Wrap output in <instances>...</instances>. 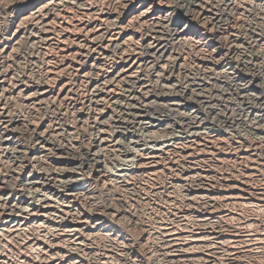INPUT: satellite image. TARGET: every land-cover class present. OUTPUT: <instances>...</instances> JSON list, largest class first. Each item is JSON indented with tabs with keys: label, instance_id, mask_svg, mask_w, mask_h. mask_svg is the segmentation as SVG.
Returning a JSON list of instances; mask_svg holds the SVG:
<instances>
[{
	"label": "bare ground",
	"instance_id": "bare-ground-1",
	"mask_svg": "<svg viewBox=\"0 0 264 264\" xmlns=\"http://www.w3.org/2000/svg\"><path fill=\"white\" fill-rule=\"evenodd\" d=\"M117 1L122 2L124 6H129L130 11L128 16L125 17L126 19L122 17L112 19V16L108 20L99 18L96 11L91 12L90 8L82 9V7L81 11L77 10L79 12L75 13L77 15L70 16L72 8L74 6H83L84 0H22L21 2L18 0L16 1L17 3H14L15 5L10 7L11 23L6 28L0 27V63L2 64L8 62L7 55H11L9 53L21 41L20 37L23 35L20 34L27 27L32 31V33L28 34L29 40L31 39L39 44L42 42L46 49L54 47V51L56 50L61 54L59 57L63 60L61 59L59 67H57V64L54 70H51L53 68L46 69V82L43 85L38 83L26 84L21 80L12 84L11 87L14 92L20 94L23 97L22 99L32 103V105L41 106L40 104L45 100H57L63 94H66V98H68V93L72 92V87L68 79L64 78L63 72H65V69H72V66L68 68L69 57H75L76 55L79 57L78 62L80 65L78 66L80 67L77 69L73 68L72 74H74V79L79 83L76 90H78L77 102L80 108L72 112V116L74 114V126H67L66 133L71 136L75 134L76 129L78 130V128L87 125L93 134L92 139L87 140L90 141L89 146L86 147L85 145L83 146L85 148L76 149L75 151L70 144V140L66 139L67 142H70L69 144H64L61 140V144H56L54 139H50V137L48 138L50 140L42 137L37 138L36 152L32 150L34 152L32 159L35 164L29 170L30 166L22 159L23 153L26 151L23 150L17 138L22 128L21 123L18 119L14 120L13 123H9L7 116L4 114V104L0 101V160H5L3 164L7 163L5 174L0 175V264H38V261L41 260V253L44 255L43 258L46 259V264H51L53 262L51 261L52 259L58 260L57 263L55 262L56 264H89V261L83 257L65 256L63 255L65 252L54 250L53 247H49V249L47 247V250H42V246L38 247V232L42 231V234L52 235L56 239H63L75 247L85 246L87 243L90 245L96 240L106 239H114L121 244L122 242L116 240L120 238L119 232L121 231L118 223L130 217L134 219L133 216H130L131 214L128 215V211L131 210L128 209L127 202L120 203V208L118 209V206L114 209L115 206L113 208V205L111 206L107 203L105 208L102 206V208H99L98 205L101 204L96 205L97 203L95 204L92 201V198L96 195L93 187L99 184L101 187H109L115 191L122 189L126 192L135 188L133 185L134 180L144 181L145 183L146 179H149L148 183H150L151 179L153 182H157V179L161 177L165 179L163 182L159 184L152 183L153 185L149 186L150 188L148 189L146 186L143 188V190H146V195H148V197L143 196L145 197L144 202L151 205L148 209H152L154 213L151 219L149 217L150 222L152 220L153 223L145 227L141 232V236L144 238V240H141L144 241L141 247L143 245L145 246L143 248L148 247L152 256H158V264H206L202 263L203 260L200 258L202 251L209 255V258L204 260L207 264H237L243 255H247L250 252H258L261 248H264L262 247L264 245V227H257V216L253 218L252 215V213L257 215V213L264 211V186L256 187L250 182L251 180L254 181L253 178L258 173L257 167L259 166L250 163H252V160L254 162L261 161L259 159L261 158L259 150L264 145V106L260 104L259 97L252 95V92L258 91L257 84L253 85V83L261 79H258L253 74L254 76L249 75L248 80H240L243 86L240 90L247 92L250 97L247 100L249 105L245 109V114L239 116L238 120L228 116L225 119L223 116L218 121L216 128L214 122L211 121L213 118L207 120L204 114L205 111H202V108L208 109L205 113L212 111L215 108V104H210L211 100L210 97H207V94L199 97V99L197 98L198 92L201 93L203 89L210 85L208 84L209 77L207 75H203V73V79L197 78V73L186 70L183 67L185 64L183 65L182 61L185 59L180 60L179 57L173 56L174 60H172V63L169 64V59L167 64L170 65L169 68L177 67V74L173 76L172 73V75L165 76L166 78L162 81L160 80V75L168 59L164 56L167 53V48H164L166 46L163 45L164 37L175 36L176 42L181 45L184 42H192L199 45V47L208 48V41H205L208 36L204 38L205 32L200 28V25L203 24L197 25L193 23L194 19L196 17L198 19V15H200L197 10L203 6L202 4L205 1L176 0V3L181 6V14L177 15V17L169 12V7L160 4L162 0ZM217 1L222 2L223 7L231 10L232 8L235 9L239 2L244 4L252 0ZM212 6L214 7V4ZM64 8L67 13L63 12L65 14H61L65 22L56 23L54 18L50 19L48 17L49 14L51 16L54 12L58 13V17L61 16L59 10H64ZM2 10L0 6V11L2 12ZM219 10L222 12L221 9ZM261 12L263 11L261 10ZM238 13L240 14L241 11H238ZM201 17L204 18L203 15ZM254 24L256 25V23ZM142 27L147 28L148 32L138 38L135 28L139 30L138 32H141L140 29ZM152 36L157 37V39L153 41L154 37ZM249 39L256 43V39L253 36H250ZM72 45H75L77 49H73ZM250 45L252 44L250 43ZM214 50L212 51L213 53ZM245 54L249 55L248 53ZM155 57L158 58V64L161 65L151 64V66H148L150 59ZM218 59H213V66L209 67V70L212 71L214 68L216 71L211 74L213 77H217L214 80L225 78L226 82L236 87L237 85H235L233 80L236 75V66H233L230 61H226L225 57H218ZM237 61L240 62V60ZM162 63H164V66ZM254 66L256 67V64ZM261 72L264 71L261 69ZM180 75L183 77L182 83L184 86L186 85L182 88L177 85ZM157 78L160 80L159 89L156 88L157 83H155L154 87L150 85V80L155 79L154 81L157 82ZM10 80L11 76L8 69H0V90L3 92L2 94H6L8 91L7 88L12 83ZM176 86H178L177 89H175ZM229 86L225 85L226 91L232 89ZM71 98L69 97L68 100L70 101ZM49 105L47 104L48 108ZM58 105L60 104L58 103ZM239 118H244V120ZM240 132L243 133L241 134ZM250 135L258 137L253 139L254 137L250 138ZM232 139L238 144V148H232V153L234 154L235 152L237 155L236 161L238 164H241V162L243 164L247 163L243 176L234 174L226 168H217L216 166L213 168L212 165L214 163H210V165L207 163V165H204L203 163L206 162L203 158L206 157L207 160L212 158L215 155L214 152L217 153L218 160L228 161L226 153L221 151L220 153H223L221 155L217 152V149L219 148L220 150L222 148L221 143ZM149 143H156V145L159 144L160 146L157 148H153V146L147 147ZM232 143L234 142L232 141ZM216 146H218L217 149ZM214 147L216 151H214ZM118 157L119 159L121 157L124 160L126 159L125 163L121 164L123 168L115 171L119 173L107 170L108 163L116 161L118 163ZM250 159L252 160L250 161ZM94 165L98 167L96 172H94ZM86 171L91 173H89L90 176L84 180L79 188H74V184L71 183L72 180L68 181V179H71L79 172L86 173ZM11 189H13L12 192H10ZM41 192L50 194V196L53 194L54 200L48 199L43 204L34 206L28 211L27 215L25 214L29 217L27 220L18 217L16 214H19L20 206L24 204L26 197L28 195L34 197ZM132 192H134V189ZM112 194L115 195L116 193ZM13 195L16 197L13 198ZM120 199L122 200V198ZM149 205L147 206L149 207ZM241 211L244 215L249 213L248 217L245 215L243 218V215L240 214ZM55 216H61L63 220L57 221L54 219ZM261 216L264 217V215ZM140 220L138 221L140 222ZM126 221L129 223L128 219ZM126 227L128 228V225ZM35 233L37 234L34 235ZM33 235L37 238L34 237L33 239ZM114 240L113 242H115ZM133 242L135 244V240ZM13 244L17 248L22 249L23 252H20V255L14 253ZM122 245L124 246V243ZM102 246L101 249L103 248ZM123 246L117 251L114 250L118 255L114 254L110 247L112 251L109 249L105 250L107 248L105 246L102 252L96 253L98 256L95 259L96 262L93 261L91 264L133 263L134 259L132 257L136 256L134 251L137 249L133 245L128 248ZM141 247H139L140 252ZM92 250H87V254L91 255ZM81 252L84 253V251ZM13 253L16 257L13 256ZM122 253H125L124 255L128 254L129 258L116 259L120 258L116 256H120ZM92 256L94 255L92 254ZM223 261L228 262L223 263Z\"/></svg>",
	"mask_w": 264,
	"mask_h": 264
},
{
	"label": "rangeland",
	"instance_id": "rangeland-1",
	"mask_svg": "<svg viewBox=\"0 0 264 264\" xmlns=\"http://www.w3.org/2000/svg\"><path fill=\"white\" fill-rule=\"evenodd\" d=\"M9 3H8V2ZM13 1V2H12ZM18 1V0H0V6L1 8L3 9L2 12L0 11V18H1V21H0V27L2 28H6L10 23H11V20H12V16H11V11H10V7L11 5H15L14 3ZM22 0H19V2H21ZM85 2H83V6H74L71 10V15L70 16H75L77 14H75L76 12H79L81 11V7L82 9L83 8H90L91 9V12L93 11H96V13L98 14V17L99 18H103V19H111L110 17L112 16V19H114L115 17H122V18H125L128 16L129 14V6H124V4L120 1H117V0H84ZM164 3H163V2ZM161 1V5L163 6H167L169 7V12L172 13L173 16L177 17V15L179 16L181 13V6L176 3V0H162ZM175 1V2H174ZM205 5L204 3L200 6L201 8L199 10H197L198 12H200V15H198V19L197 17L194 19L193 23H196L197 25H200V24H203V25H200L201 29L205 32V36L204 38H206L207 36V40L205 41H208L207 42V45L208 48L205 49V47H199V45L195 44V43H192V42H184L182 43V45L180 43H177L176 40H175V36L174 37H164V40H163V45H165L166 47L164 48H167V53L164 55L166 56V63H165V66H164V63H162V65L164 66L163 68V71L161 73V77H160V80L162 81L164 78H166L168 75H172L173 73V76L174 74L176 75L177 74V67H170V65H168V61L170 59V62L169 64L172 63V60H174V57H179L180 60H183L182 61V64L184 65L183 67H185L186 70H189V71H193L194 73H197L196 77L199 78V79H203V75H207L209 77L208 79V84H210L207 88L203 89V91L200 93L198 92V99L199 97H203L206 96L207 94V97H210V100H211V103L212 105H214V109L212 111H207L208 109H203L202 108V111L204 112V114L206 115L207 117V120H210V119H215V120H211L214 122L216 128H217V123L220 119L224 118L227 119V116L234 119V120H238L237 118L239 116H243L245 114V109L248 107L247 105H249L248 103V99L250 98L249 97V94L247 92H242L240 89L243 87L240 83V80L241 79H246L248 80L250 76H256L258 77V79H261V80H256L253 85H256L257 87V90L255 93L252 92V95H255L257 97H259V102L260 104H262L264 106V72H261V69L264 71V18H262L264 16V0L263 1H251V2H247V3H237V5L235 6V9L232 8L231 10H228L226 9V7H223L224 5L222 4V2H219L217 0H204ZM12 2V3H11ZM91 2V3H90ZM252 2H255L252 4ZM263 2V4H262ZM2 3V4H1ZM6 3V4H5ZM17 3V2H16ZM216 3V4H215ZM252 5H250V4ZM121 4V5H120ZM214 4V7L212 6ZM218 4V5H217ZM239 4V5H238ZM249 4V5H248ZM258 6L256 7L255 6ZM8 5V6H7ZM88 5V6H87ZM180 7H179V6ZM241 5V6H240ZM243 5V6H242ZM261 5V6H260ZM115 6V7H114ZM121 6V7H120ZM263 6V7H262ZM126 7V8H125ZM205 7V8H204ZM240 7V8H238ZM245 7V8H243ZM257 10H256V8ZM261 7V8H260ZM7 8V9H6ZM77 8V9H76ZM93 8V9H92ZM207 8V10H206ZM224 8V9H223ZM237 8V9H236ZM250 8V9H249ZM128 9V11H127ZM221 9L222 12L219 10ZM226 9V10H225ZM243 9V10H241ZM79 10V11H77ZM202 10V11H201ZM218 10V11H217ZM225 10V11H223ZM230 12H228V11ZM261 10L263 12H261ZM119 11V12H118ZM173 11V12H172ZM234 11V12H233ZM238 11L241 13L239 14ZM10 12V13H9ZM67 13V11L63 9H60L59 10V14L61 16H57V12H54L51 14H49L48 17H50V19L54 18L55 19V22L56 23H62V22H65V19L64 17L62 18V14H65ZM175 12V13H174ZM218 14H217V13ZM228 12V13H227ZM232 12V13H231ZM245 12V13H244ZM62 13V14H61ZM119 13V14H118ZM123 13V14H122ZM205 13V14H204ZM227 13V14H226ZM261 13V14H260ZM2 14V15H1ZM6 14V15H5ZM221 16H220V15ZM225 14V16H224ZM233 14V15H232ZM237 14V15H236ZM243 14V15H242ZM258 14V15H257ZM118 15V16H116ZM121 15V16H120ZM203 15L204 18H202L201 16ZM214 15V16H213ZM228 15V17H227ZM235 15V16H234ZM241 15V16H239ZM257 15V16H256ZM65 16V15H64ZM101 16V17H100ZM218 16V17H217ZM234 16V17H232ZM262 16V17H261ZM220 17V18H219ZM237 17V19H236ZM207 18V19H206ZM210 18V19H209ZM251 18V19H250ZM254 18V20H252ZM261 18H262V21H261ZM126 19V18H125ZM198 21H197V20ZM202 19V20H201ZM209 19V20H208ZM222 19V20H221ZM228 21H226V20ZM59 20V21H58ZM201 20V21H200ZM204 20V21H203ZM213 22H212V21ZM257 20V21H256ZM62 21V22H61ZM207 21V22H206ZM222 23H220V22ZM230 21V22H229ZM200 22H204V23H200ZM225 22V23H224ZM227 22V23H226ZM251 22L249 25L248 23ZM206 23V24H205ZM209 23V24H208ZM211 23V24H210ZM215 23V24H214ZM256 23V25L254 24ZM205 24V26H204ZM218 24V25H217ZM227 24V25H226ZM259 24V25H258ZM261 24V26H260ZM220 25V26H219ZM253 25V26H252ZM206 26H207V30H206ZM219 26V27H217ZM249 27V30H248V27ZM259 26V27H258ZM212 27V28H211ZM216 27V28H215ZM143 28V29H142ZM140 29L141 32H145V33H141V32H138L139 30L135 28V31H136V35H138L137 37L139 38L140 35L144 36V34H146L148 32V29L145 28V27H142ZM214 28V29H213ZM252 28H254L252 30ZM256 28V29H255ZM258 28V29H257ZM145 29V30H144ZM210 29V30H209ZM218 29V30H217ZM216 30V31H215ZM220 30V31H219ZM226 30V31H225ZM248 30V32H247ZM252 30V31H251ZM259 30V31H258ZM31 31L30 28H26L23 33H21L20 35H23L21 36L20 40L16 46H14V48L11 50L12 52H10L9 54L11 55H7V58H8V62L6 63H0V69H8L9 73H10V76H11V80L10 82L11 85H9L10 87L12 86L13 83H15V81H22L26 84H32V83H38L39 85H43L44 82H46L45 78H46V69H51V70H54L56 68V65L57 67H59V63L63 60L61 57V54L60 52H57L56 50L54 51V47L51 49L50 48H45L42 44V42H40L41 44H39L38 42L36 41H33V40H29L28 39V34L32 33L29 32ZM207 32V33H206ZM221 32V33H220ZM246 32V33H245ZM250 32V33H249ZM260 32V33H259ZM41 33V32H40ZM258 33V34H257ZM42 34V33H41ZM212 34V35H211ZM247 34V35H245ZM210 35V36H209ZM259 35V36H258ZM221 36V37H220ZM250 36H253L255 39H256V43L255 42H252L250 41ZM154 37V36H152ZM168 37V39H167ZM228 37V38H227ZM238 37V38H237ZM237 38V39H236ZM157 39V37L155 38L154 37V40L155 41ZM175 41H174V40ZM227 39V40H226ZM233 39V40H232ZM241 39V40H240ZM210 40V41H209ZM213 40V41H212ZM171 41V42H170ZM173 41V42H172ZM233 41V42H232ZM241 41V42H240ZM247 41V42H246ZM22 42V43H21ZM33 42V43H32ZM35 42V43H34ZM38 43V44H37ZM168 43V45H167ZM176 43V44H175ZM234 43V44H233ZM237 43V44H235ZM239 43V44H238ZM244 43V44H241ZM246 43V44H245ZM250 43L252 45H250ZM254 43V44H253ZM261 43V44H260ZM192 44V45H191ZM233 44V45H232ZM36 45V46H35ZM235 45V46H234ZM246 45V46H245ZM254 45V46H253ZM43 46V47H42ZM220 46V47H219ZM224 46V47H223ZM239 46V47H238ZM242 46V47H241ZM244 46V47H243ZM248 46V47H247ZM253 46V47H252ZM259 46V47H258ZM73 49H77V47L75 45H72L71 46ZM219 47V48H218ZM235 47V48H233ZM248 49H247V48ZM221 48V49H220ZM224 48V49H223ZM230 48V49H229ZM242 48V49H241ZM246 48V49H245ZM251 48V49H250ZM46 49V51H45ZM215 49V50H214ZM232 49V51H231ZM238 49V50H237ZM203 50V51H202ZM214 50V53L212 52ZM227 50V51H226ZM236 50V51H235ZM15 51V52H14ZM197 51V52H196ZM208 51V52H207ZM211 51V52H210ZM217 51V52H216ZM225 51V52H224ZM235 51V52H234ZM50 53V54H49ZM57 53V55H56ZM198 53V54H197ZM209 53V54H208ZM214 55H213V54ZM239 53V54H238ZM245 53H248L249 55L245 54ZM59 54V55H58ZM226 54V55H225ZM252 54V55H251ZM224 55V56H223ZM229 55V56H228ZM238 55V56H237ZM251 55V56H250ZM9 56V57H8ZM174 56V57H173ZM236 56V57H235ZM251 58H250V57ZM256 56V57H255ZM258 56V57H257ZM40 57V58H39ZM74 56H71L68 58V68H71L72 69H65V72H63V75H64V78L65 79H68L70 85H71V89H72V92H69L68 93V98L70 97H73L71 98V102L68 100V98H66V94H63L61 96V98L57 99V100H52V101H55V102H52L51 99H47L42 103L40 104L41 106L39 105H36L30 102H27L26 100L22 99L23 97L20 95V94H17L14 92V89L12 88H7L8 91L6 92V94H2L3 92L0 90V101L4 104V107H5V115L7 116V120L9 121V123H13L14 120H19L20 123H21V130L19 131V134H18V141L19 143L22 145V148L25 153H23V160L26 162V164H28L29 167V170L30 168H32L34 166V160L32 159V155H33V151L36 152V142H37V138H44V139H48L50 137V139H54V143L56 144H61L64 143V144H70L72 145V148L73 150L75 151L76 149H82V148H85L83 146L86 145L89 146L90 144V141H87V140H90L92 139V131L90 130V128L87 126V125H84L83 127H80L78 128V130L76 129V131L74 132L75 134H72L71 136L68 135L66 133V130L68 129L69 126H74V119H73V116H72V112L73 111H76L78 110L80 107L78 106V102H77V92L78 90V82L74 79V74H72L73 70L74 69H77L79 68L80 66V63L78 62L79 61V57L76 55L74 58ZM218 57L222 58V57H225L226 58V61H230L233 66H236V77L234 76L233 77V80H234V83L235 85H237L236 87L232 86L231 84H229V82H226L225 81V78H218V80H214L215 78L217 77H213L212 72H216L213 68V70H209V67H211V65L213 66V59L215 60H219ZM37 58V59H36ZM46 58V59H45ZM60 58V59H59ZM217 58V59H216ZM238 58V59H237ZM263 58V59H262ZM42 59V60H41ZM62 59V60H61ZM158 58L155 57V58H151L150 59V63L148 64V66H151V64H155L156 66H159L161 64H158ZM165 59V58H164ZM232 59V60H231ZM243 59V60H242ZM253 59V60H252ZM47 60V61H46ZM54 60V61H53ZM153 62H152V61ZM236 60V61H235ZM237 60H240L237 61ZM257 60V61H256ZM259 60V61H258ZM13 61V62H12ZM71 61H74V62H71ZM204 61V63H203ZM206 61V62H205ZM243 61V62H242ZM247 61V62H246ZM262 61V63H261ZM49 62V63H47ZM53 62V63H52ZM110 62V61H109ZM242 62V63H241ZM246 62V63H245ZM249 62V64H248ZM251 62V63H250ZM258 62V63H257ZM46 63V64H45ZM75 65H74V64ZM202 63V65H201ZM217 63V62H216ZM215 63V64H216ZM235 63H237V65H235ZM244 63V64H243ZM256 64V67L254 66ZM11 64V65H10ZM73 64V65H72ZM109 64V63H107ZM206 64V65H205ZM252 64V65H251ZM259 64V65H257ZM2 65V66H1ZM77 65V66H76ZM7 66V67H6ZM36 66V67H35ZM74 66V67H73ZM248 66V67H247ZM251 66V67H249ZM261 66V67H260ZM205 67V68H204ZM259 69H258V68ZM37 68V69H36ZM45 68V69H44ZM74 68V69H73ZM196 68V69H195ZM207 68V70H206ZM239 68V69H238ZM244 68V69H243ZM248 68H250L248 70ZM261 68V69H260ZM176 71H174V70ZM204 69V70H203ZM72 70V71H71ZM167 70V71H166ZM172 70V71H170ZM199 70V71H197ZM238 70V71H237ZM245 70V71H244ZM41 71V72H40ZM209 71V72H208ZM168 72V73H167ZM171 72V73H170ZM207 72V73H206ZM248 72V74H247ZM40 73V74H39ZM66 73V74H65ZM69 73V75H68ZM167 73V74H166ZM204 73V74H203ZM240 73V74H239ZM250 73V74H249ZM258 73V74H257ZM37 74V75H36ZM71 74V75H70ZM163 74V75H162ZM200 74V75H199ZM203 74V75H202ZM214 74V73H213ZM247 74V75H246ZM254 74V75H253ZM260 74V75H259ZM33 75V76H32ZM73 75V77H72ZM250 75V76H249ZM258 75V76H257ZM69 76V77H67ZM71 76V77H70ZM164 76V77H163ZM166 76V77H165ZM202 76V77H201ZM212 78H211V77ZM263 76V77H262ZM18 77V78H17ZM32 77V78H31ZM42 77V79H41ZM239 77V78H238ZM260 77V78H259ZM40 78V79H39ZM207 78V77H206ZM236 78V79H235ZM33 79V80H31ZM183 77L180 75L178 77V80H179V83L177 85H180L179 88H182V87H185L184 84L182 83L183 82ZM38 82H37V81ZM155 79H152L150 80L151 83L150 85H152V87L155 86V83L156 84V88H160V80L157 78V82L154 81ZM159 80V81H158ZM222 80V81H221ZM236 80V81H235ZM239 80V81H238ZM263 80V81H262ZM216 81V82H215ZM154 82V83H153ZM219 82V83H218ZM238 82V83H237ZM261 83V84H260ZM258 84H260L258 86ZM218 85V86H217ZM224 85V86H223ZM225 85L231 87L232 89L230 91H226V87ZM238 85H240V87H238ZM158 86V87H157ZM178 86H176L175 89H177ZM11 89V90H10ZM233 90H235L233 92ZM11 93H10V92ZM76 91V92H75ZM209 91V92H208ZM75 92V93H74ZM229 92V93H228ZM263 94H262V93ZM72 93V94H71ZM236 93V94H234ZM244 94V95H243ZM65 95V96H64ZM222 95V96H221ZM238 95V96H237ZM250 95V96H252ZM259 95V96H258ZM261 95V96H260ZM214 96V97H213ZM242 96V97H240ZM10 97V99H9ZM212 97V98H211ZM230 97V98H229ZM234 97V98H233ZM244 97V98H243ZM246 97V98H245ZM260 97H262L260 99ZM3 98V99H2ZM194 98V97H193ZM226 98V99H225ZM73 99V100H72ZM75 99V100H74ZM195 99V98H194ZM232 101H230V100ZM16 100V101H15ZM49 100V101H48ZM237 100V101H235ZM251 100V99H250ZM58 101V103L60 105H58V103H56ZM247 101V102H246ZM263 101V102H262ZM65 102V103H64ZM252 102V101H251ZM56 103V104H55ZM219 103V104H218ZM233 103V104H232ZM30 104V105H29ZM47 104L49 105V108L47 106ZM45 105V106H43ZM51 106V107H50ZM58 106V107H57ZM77 106V107H76ZM42 108V109H39V108ZM76 107V109H75ZM244 107V108H243ZM53 108V109H52ZM37 109V110H36ZM39 109V110H38ZM62 109V110H61ZM68 109V110H67ZM74 109V110H73ZM201 109V108H200ZM59 110V111H58ZM66 110V111H65ZM11 111V112H10ZM42 112V113H40ZM225 112V113H224ZM7 113V114H6ZM209 113V114H208ZM240 113V114H239ZM62 114V115H61ZM213 114V115H212ZM230 114V115H229ZM48 115V116H47ZM50 115V116H49ZM208 115V116H207ZM16 116V117H15ZM45 116V117H44ZM70 116V117H69ZM21 118V119H20ZM67 118V119H66ZM210 118V119H209ZM218 118V119H217ZM241 120H244V118H239ZM44 120V121H43ZM35 123H34V122ZM69 123H68V122ZM30 123V124H29ZM60 123V124H59ZM23 124V125H22ZM49 124V125H48ZM70 124H73V125H70ZM33 125V126H32ZM48 125V126H47ZM61 125V126H60ZM65 126V127H64ZM68 126V127H67ZM30 127V128H29ZM35 127V128H33ZM57 127V128H56ZM62 129H61V128ZM85 127V128H84ZM27 128V129H26ZM46 128V129H45ZM80 129V130H79ZM87 131H86V130ZM26 130V131H25ZM42 130H44V132H42ZM60 130V131H59ZM82 130V131H81ZM28 131V132H27ZM63 133H62V132ZM84 131V132H83ZM221 131V130H220ZM54 132V133H53ZM59 132V133H57ZM241 134L243 132H240ZM49 134V135H48ZM64 134V136H63ZM79 134V135H78ZM57 135V136H56ZM63 136V137H62ZM78 136V137H77ZM256 136V135H255ZM29 137V138H28ZM78 139H77V138ZM84 137V138H83ZM153 137H157V136H153ZM254 135H250V138H253ZM258 137V136H257ZM257 137H254L253 139L257 138ZM33 138V139H32ZM36 139V140H35ZM48 139V140H50ZM64 139V140H63ZM70 142H67V140ZM76 139V140H75ZM61 140V142H60ZM66 140V141H65ZM75 140V141H74ZM77 140H78V143H77ZM35 143L33 144L32 142ZM56 141V142H55ZM229 141V142H228ZM228 141H224L223 143H221V147L223 148H218V146H216V149H217V152H219V154L223 155V153H226V158L228 157V161H221L222 159L218 160L217 156H216V152H214L215 155H213L212 158H209L208 160L206 159V157H204L203 159L206 161V162H203L204 165H207L210 163H214L212 165V167L214 168L215 166L217 168H226L228 169L229 171L233 172L234 174H238L240 176H243V174H245L244 171H246V167L245 165L247 166V163L246 164H243V162H241V164H238V162L236 161V157L237 155L232 153L233 152V149H236L238 148V144L236 143L235 140H228ZM232 141L234 143H232ZM53 142V140H52ZM73 142V144H72ZM77 144H76V143ZM227 143V145H226ZM232 143V144H230ZM33 144V146H32ZM155 144V145H154ZM74 145V146H73ZM76 145V146H75ZM79 146V148H78ZM153 148H157L159 147L160 145H156V143H149L147 147H152ZM226 146V147H225ZM236 146V147H235ZM32 147V148H31ZM76 147V148H75ZM81 147V148H80ZM228 147V148H227ZM75 148V149H74ZM142 148V147H141ZM229 150H227V149ZM222 149V150H221ZM33 150V151H32ZM227 150V151H225ZM214 151L215 150V147H214ZM223 152V153H220V152ZM235 151V150H234ZM31 153V154H30ZM259 153H260V157L262 158H258L262 161H259L258 162H254V160L250 159V161L252 160V163L250 164H253L256 166L259 165L257 168H258V173L255 174L253 180L254 181H250L251 184H253L254 186L256 187H262L264 186V145L263 147H260V150H259ZM235 155V156H234ZM30 156V157H29ZM25 157V158H24ZM122 158V159H121ZM119 159V157L117 158L118 160V163L117 161L116 162H111V163H108L107 167L110 172H113V173H119V172H115L116 170L120 169V168H123V166L121 164L125 163L126 159L124 160L123 157H121ZM214 158V160H212ZM28 159V160H27ZM121 160V161H120ZM4 161V162H3ZM211 161V162H208ZM213 161V162H212ZM249 161V162H250ZM261 162V163H259ZM5 163V160L1 159L0 160V175H4L6 169H7V163L6 164H3ZM207 163V164H206ZM220 163V164H219ZM32 164V165H31ZM114 164V165H113ZM120 165V166H119ZM242 165V166H241ZM236 166V167H234ZM111 167V168H110ZM233 167V168H232ZM241 167V168H240ZM261 167V168H260ZM94 168V172H96V170H98V167L96 165L93 166ZM236 169V170H235ZM242 169V170H241ZM263 170V171H262ZM237 171V172H236ZM85 172V170H84ZM78 173L77 175H74L73 177H71L72 181L73 180H76L75 181V185H74V188H79L81 186V184L84 182V180H86L90 174L87 173ZM261 172V173H260ZM242 173V174H241ZM258 174V175H257ZM257 175V177H256ZM81 179V180H80ZM256 179V180H255ZM257 179H260V180H257ZM152 180V179H151ZM150 180V183H148L149 179L143 182H139V180H134L133 181V185L135 188L134 189V192L133 189H130L129 191H123L122 189H117L116 191L114 189H109L107 187H101L99 186V184H96V186L93 187V190L95 189L94 192H96L95 194L97 195H94V198H92V201H94V203L96 205L98 204H101V205H98L99 208H105L106 205H113V208L115 206L114 209H117L120 208L119 207V204L120 203H124V202H127V207L129 210L131 211H128V215L131 214L130 216H133L134 219L131 218H126L124 219L123 221L119 222L118 226L120 228V232H119V235H120V238L116 239L117 241H120L122 242L121 244H119L118 242H116L114 239H106V240H96V242H94V244H92V254L94 256H92V254H87L88 253V249L85 248L84 250V253L81 252L80 250H72L73 248H70L69 247V250L68 252L67 251H62V253L65 252V254L63 255H69L70 257H76V258H80V257H83L84 259H87L89 261V264H91V262H96L95 259H97V254L96 253H100L104 250V247L106 246L107 248H105V250H111L114 254H117L118 253L115 251H117L118 249H120V247H122L123 243H124V248L125 247H130L131 245H133L137 250H135V254H136V258L133 256L132 259H134L133 263L131 264H158L159 262V257H155V255H151L150 252H149V248L146 247V248H143V246L141 247V245L144 243V241H141V240H144V238L141 236V232L142 230L147 227L148 225H151L153 223V221L151 220L150 222V219L153 217V213L152 212L153 210L152 209H148L151 207V205H149L148 203L144 202L145 201V197H148V195H146V190H143L144 186H146V188H150L154 183V184H159L161 182H163L164 177L160 178V179H157V182L153 180L151 181ZM160 182H159V181ZM260 181V182H258ZM255 182V183H254ZM79 183V185L77 184ZM148 183V184H146ZM257 183V184H256ZM74 184V183H73ZM77 184V185H76ZM137 184V185H136ZM143 184V185H141ZM146 184V185H144ZM256 184V185H255ZM261 184V185H260ZM132 185V186H133ZM136 185V186H135ZM131 186V187H132ZM141 186V187H140ZM148 186V187H147ZM150 186V187H149ZM101 189H100V188ZM142 188V189H141ZM14 189V187H13ZM13 189L10 190V192L13 191ZM100 191H99V190ZM105 189V190H104ZM108 189V190H107ZM114 190V191H113ZM122 190V191H121ZM112 193H116L115 195L112 194ZM121 191V193H120ZM139 193H137V192ZM101 192V193H100ZM118 192V193H117ZM144 192V193H143ZM65 193V192H63ZM123 193V194H122ZM125 193V194H124ZM135 195H134V194ZM112 194V195H111ZM38 195V194H37ZM34 196L32 197L31 195L27 196L26 199H25V202L27 201V203L24 202L23 205L20 206V212L19 214L17 213L16 215L20 218H24L25 220L29 219V217H27L26 215L28 214V211L31 210V205H36V204H40L46 197V199H52L54 200L50 195H42V196H38L37 197ZM119 195V196H118ZM106 196V197H105ZM108 196V198H107ZM111 196V198H109ZM116 196V197H114ZM145 196V197H143ZM16 196L13 195V198H15ZM96 197V199H95ZM114 197V198H113ZM133 199H132V198ZM122 198V200L120 199ZM110 199V200H108ZM120 199V200H119ZM141 199V200H140ZM106 200V201H105ZM108 200V201H107ZM112 200V201H111ZM124 200V201H123ZM135 200V201H134ZM137 200V201H136ZM129 201V202H128ZM141 201V202H140ZM154 201V200H153ZM113 202H115V204H113ZM144 202V203H143ZM149 202V201H147ZM104 203V204H103ZM107 203V204H106ZM112 203V204H111ZM134 203V204H133ZM141 203V204H140ZM133 204V205H131ZM144 204V205H143ZM138 205V206H137ZM146 205V206H145ZM149 205V207L147 206ZM102 206V207H101ZM131 206V207H129ZM22 207V208H21ZM27 207V208H25ZM34 207V206H33ZM135 207V208H134ZM131 208V209H130ZM22 209V210H21ZM230 209V208H229ZM237 209V208H236ZM24 210V211H23ZM28 210V211H27ZM151 210V211H150ZM239 210V208H238ZM237 210V211H238ZM22 211V212H21ZM133 211V212H132ZM246 211V210H245ZM130 212V213H129ZM146 212V213H145ZM148 212V213H147ZM239 213V212H238ZM248 213V212H246ZM264 211H262L261 213H257L254 214L252 213L253 215V218H256L257 216V227L259 226L260 228H263L264 227V217L261 216V215H264L263 214ZM26 214V215H25ZM133 214V215H132ZM136 214V215H135ZM149 214V215H147ZM241 215H243L242 217L244 218V216L246 215L248 217L249 213L248 214H243L242 211L240 212ZM57 215V214H55ZM146 215V216H145ZM258 215H259V218H258ZM144 217V218H143ZM150 217V219H149ZM263 217V218H262ZM137 218V219H136ZM141 220H140V219ZM148 218V219H147ZM262 220H261V219ZM129 220V223L126 221V220ZM136 219V221H135ZM260 219V220H259ZM140 220V222L138 221ZM125 222V223H124ZM131 222V223H130ZM136 222V223H133ZM138 223V224H137ZM142 225H141V224ZM123 224V225H122ZM132 224V225H131ZM147 224V225H145ZM237 224V223H236ZM259 224V225H258ZM263 224V225H262ZM125 225V226H124ZM128 225V228L126 227ZM139 225V226H138ZM133 226V227H131ZM138 226V227H137ZM142 226V228H141ZM138 229H136V228ZM140 227V228H139ZM130 229V230H129ZM255 229V228H254ZM256 230V229H255ZM140 231V232H139ZM127 232V233H126ZM136 232V233H135ZM39 234H42V231L41 232H38ZM44 233V232H43ZM37 233H35L34 235H36ZM38 234V235H39ZM32 236L33 239L35 236ZM37 235V237H38ZM140 237H139V236ZM131 236V237H130ZM1 237V236H0ZM3 237V236H2ZM35 237V238H37ZM133 237V238H132ZM139 239H137V238ZM5 239V238H4ZM47 241L45 244L49 243V238H45ZM126 239V240H125ZM110 242H108V241ZM113 240L115 242H113ZM135 240V244H134V241ZM35 241V240H34ZM100 241V242H99ZM124 241V242H123ZM128 243H127V242ZM102 242V243H101ZM137 242V244H136ZM108 243V245H106ZM114 243V244H113ZM131 243V244H130ZM15 244V243H14ZM13 244V245H14ZM102 244V245H99ZM110 244H112L111 246H109ZM120 246H119V245ZM126 244V245H125ZM128 244V245H127ZM139 244V246H138ZM41 245V244H39ZM94 245V246H93ZM96 245V246H95ZM43 248L42 250H47V247L49 249V246L47 245H41ZM90 246V248H91ZM101 246L103 247L101 249ZM111 248H109V247ZM114 246V247H113ZM119 248H118V247ZM39 247V246H38ZM116 248V249H113V248ZM141 247V252H140V248ZM145 247V246H144ZM264 247V245L262 246ZM97 248V249H96ZM133 248V249H135ZM17 251H16V250ZM57 247L54 248V250H56ZM99 249V250H98ZM143 249V250H142ZM97 250V251H96ZM115 250V251H114ZM248 250V249H246ZM80 251V252H78ZM143 251V252H142ZM148 251V252H147ZM20 252H23L22 249L20 248H17V246L14 245V253L16 255H20ZM95 252V253H93ZM13 253V256L16 257V255ZM82 253V254H81ZM146 253V255H145ZM255 253V255H254ZM23 254V253H22ZM81 254V255H80ZM125 253H122V255L120 254V256H116V257H120V258H116V259H125V258H129L128 257V254L124 255ZM150 254V255H149ZM202 254V255H201ZM200 254V258H202L201 260L202 263H206L204 260L209 258V255H207L206 252L203 253V251L201 252ZM259 254V256H258ZM43 254L41 253L40 254V258L41 260L38 261V264H46V259H44V255L42 256ZM96 255V256H95ZM47 256V255H45ZM86 256V257H85ZM152 256V257H151ZM191 257V255H189ZM202 256V257H201ZM250 256V257H249ZM255 256V257H254ZM23 257V255H22ZM32 257V255H31ZM74 257V258H75ZM124 257V258H123ZM155 257V259H154ZM245 257V258H244ZM90 258V259H89ZM153 258V259H152ZM243 258V259H242ZM94 259V260H93ZM211 259V258H210ZM209 259V260H210ZM261 259V260H260ZM45 260V261H44ZM244 260V261H242ZM252 260V261H251ZM51 261V264H56L58 262L57 259H52ZM211 261V260H210ZM209 261V262H210ZM56 262V263H55ZM136 262V263H135ZM139 262V263H138ZM227 263L226 261H223V263ZM68 264V263H66ZM235 264V263H234ZM237 264H264V248H261V250H259L258 252H250L249 254H245L243 255L242 257H240L239 259V262Z\"/></svg>",
	"mask_w": 264,
	"mask_h": 264
},
{
	"label": "built area",
	"instance_id": "built-area-1",
	"mask_svg": "<svg viewBox=\"0 0 264 264\" xmlns=\"http://www.w3.org/2000/svg\"><path fill=\"white\" fill-rule=\"evenodd\" d=\"M79 173H81V172H79ZM70 180H72V179L69 178L68 181H70ZM75 181H77V179L76 180H73L71 183H74V185H75ZM77 184H79V183H77ZM42 195H50V194H46L44 192H41V193H39L37 195V197L38 196H42ZM51 197L54 199L53 194L51 195ZM46 200H48V198L46 199V197H45V199L40 204L31 205L32 206L31 209L33 208V206H39V205L43 204V202L46 201ZM25 203H27V201ZM54 219H56L57 221L63 220V218L61 216H55ZM45 237H48L49 238V243H47V244H45L47 242V241H45ZM94 242H96V241H94ZM39 244H41V245H47V246L53 247V248L57 247V250H61V251H68L69 250V247L73 248V250H82V251H84L85 250L84 248H87L88 250H91L92 247L90 248V246L92 244H94V243H92L90 245H89V243H87V244H85V246L75 247L74 245L65 242V240H63V239H56L52 235L40 234L38 236V246L41 247V245H39Z\"/></svg>",
	"mask_w": 264,
	"mask_h": 264
}]
</instances>
